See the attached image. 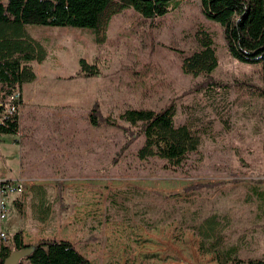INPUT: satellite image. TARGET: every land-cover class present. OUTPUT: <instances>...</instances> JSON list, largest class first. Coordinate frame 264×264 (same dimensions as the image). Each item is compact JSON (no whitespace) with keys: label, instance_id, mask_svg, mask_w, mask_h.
<instances>
[{"label":"rangeland","instance_id":"1","mask_svg":"<svg viewBox=\"0 0 264 264\" xmlns=\"http://www.w3.org/2000/svg\"><path fill=\"white\" fill-rule=\"evenodd\" d=\"M199 4L181 0L153 19L125 9L112 18L101 43L88 28L25 26L40 40L43 33H56L45 44L56 48L43 73L56 69L66 76L58 86L66 97L35 119L31 149L34 162L58 172L28 176L33 182L22 193L47 184L50 219L37 222L21 196L22 213L15 206L11 213L9 206L11 242L16 233L28 246L70 239L91 264H217L188 228L217 214V235L239 247V258H264V204L261 208L251 191H264V184L249 180L264 162V107L256 92L263 87L262 66L232 58L223 28L206 19ZM199 32L210 35L218 66L193 77L181 66L199 49ZM81 58L97 65L100 75L77 76ZM210 81L217 85L208 86ZM169 105L176 109L175 125L196 132L199 149L186 154L179 167L159 159L139 161L143 137L130 142L128 125L118 115ZM95 106L115 126L92 127L88 115ZM4 138L0 180L14 179L25 150L12 142L20 136Z\"/></svg>","mask_w":264,"mask_h":264},{"label":"trees","instance_id":"2","mask_svg":"<svg viewBox=\"0 0 264 264\" xmlns=\"http://www.w3.org/2000/svg\"><path fill=\"white\" fill-rule=\"evenodd\" d=\"M181 0H0V136H18L19 114L5 117L11 97L37 76L34 64L42 62L47 53L28 34L24 27L88 28L96 34V41L106 40L113 17L131 9L146 19L169 13ZM202 15L223 28L228 53L246 64H260L263 70V87L257 89L264 107V0H199ZM173 4V6H172ZM199 49L184 59L181 70L185 75H209L217 66L218 58L213 41L206 32L197 34ZM77 76L97 77V65L86 59L78 60ZM209 82L208 86H216ZM176 109L169 105L159 111L152 109H127L118 115V121L128 125L124 132L129 141L143 137L136 152L139 161L159 159L172 167H179L188 153L200 147V138L187 124L176 126ZM89 123L97 128L101 124L114 125V120L102 119L97 107L88 115ZM131 128L136 129L135 133ZM264 151V142H263ZM264 204V191L251 188ZM48 213V208L44 209ZM188 228L200 238L199 249L213 254L217 264H264V258L241 259L239 247L227 245L218 237L221 221L217 214L190 224ZM13 249H5L0 264L13 253H21L16 264H91L67 241L45 240L35 246L23 243L21 234L12 236ZM27 251L29 254H27Z\"/></svg>","mask_w":264,"mask_h":264},{"label":"crops","instance_id":"3","mask_svg":"<svg viewBox=\"0 0 264 264\" xmlns=\"http://www.w3.org/2000/svg\"><path fill=\"white\" fill-rule=\"evenodd\" d=\"M25 30V27H24ZM27 34V33H26ZM56 33H43L42 40L38 39L37 36H30L32 39L36 40L41 47L46 51L47 55L45 59L37 63L35 62L34 66L36 67V80L33 83L23 85L19 90L18 94L20 96V113H19V134L21 138L18 140L12 139V142L21 145L23 144V149L25 150V154L23 156V164L22 167L19 164V169L17 173V177L12 180H21L23 187L29 185L33 182V179L27 178L28 176L39 175V174H55L58 170L48 171L38 165V162H34V156L32 155V141L34 139L33 135L37 134L36 127L37 121L35 119H41L43 116L47 115V112L50 108L58 107L59 98L66 97L64 90H58V86L61 84H65L66 76L56 74V69L52 71H47L43 73L44 66L48 64L50 56L53 52V49H49V41H51V36ZM62 42V41H61ZM48 43L46 46L45 44ZM51 43V42H50ZM78 65V64H77ZM43 73V75H42ZM47 73V75H46ZM242 113L246 112L242 111ZM253 114V113H249ZM247 116V115H246ZM25 132V134L23 133ZM17 137V136H16ZM4 135L0 136V145L5 141ZM9 142L10 139H7ZM58 169V168H55ZM60 169V168H59ZM35 170V171H34ZM61 170V169H60ZM47 184H37L31 187L28 190V193L24 196H16L9 201V206L11 205L10 212L14 209V206L18 210L19 213H22L20 207L22 203L18 202L19 198H23L22 201L30 202L31 207L33 208L36 218L35 220L39 223H46L51 216V206L49 203V195L47 193ZM48 208V213L46 214L44 209ZM10 213L8 215L7 220L4 223L5 230L10 234V221L13 224V221L10 219ZM17 234V233H16ZM11 235V234H10ZM59 241H67L72 244L70 239H61ZM26 245V244H25ZM73 245V244H72ZM74 246V245H73ZM10 249L12 246H10ZM82 255V254H81ZM83 256V255H82ZM84 257V256H83Z\"/></svg>","mask_w":264,"mask_h":264},{"label":"built area","instance_id":"4","mask_svg":"<svg viewBox=\"0 0 264 264\" xmlns=\"http://www.w3.org/2000/svg\"><path fill=\"white\" fill-rule=\"evenodd\" d=\"M20 96L15 93L10 99V105L5 117L20 113ZM247 179V178H246ZM264 184V162L258 175L249 179ZM24 191L21 180L4 179L0 180V258L5 249H10L11 235L5 230L4 223L9 215V201L22 195Z\"/></svg>","mask_w":264,"mask_h":264},{"label":"water","instance_id":"5","mask_svg":"<svg viewBox=\"0 0 264 264\" xmlns=\"http://www.w3.org/2000/svg\"><path fill=\"white\" fill-rule=\"evenodd\" d=\"M27 254L29 252L27 251ZM21 257V253L19 252H13L4 262V264H16Z\"/></svg>","mask_w":264,"mask_h":264}]
</instances>
